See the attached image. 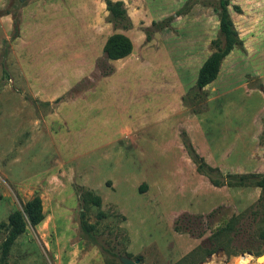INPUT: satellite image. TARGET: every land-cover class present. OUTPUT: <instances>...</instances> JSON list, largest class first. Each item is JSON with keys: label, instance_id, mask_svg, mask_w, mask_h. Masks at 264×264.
<instances>
[{"label": "rangeland", "instance_id": "374dc122", "mask_svg": "<svg viewBox=\"0 0 264 264\" xmlns=\"http://www.w3.org/2000/svg\"><path fill=\"white\" fill-rule=\"evenodd\" d=\"M110 1L127 23L0 0V224L34 196L44 215L5 257L0 227V264H264V0H229L241 45L201 90L217 0Z\"/></svg>", "mask_w": 264, "mask_h": 264}, {"label": "trees", "instance_id": "16d2710c", "mask_svg": "<svg viewBox=\"0 0 264 264\" xmlns=\"http://www.w3.org/2000/svg\"><path fill=\"white\" fill-rule=\"evenodd\" d=\"M106 9L109 12L110 20L116 24L124 25L129 19L126 15L125 10L121 7L120 2H111L105 0ZM218 9L219 25L218 35L212 40L211 48L212 52L205 59L200 66L197 77H196V88L201 90L208 84L212 83L220 70L221 63L225 57L236 47L241 45L238 32L235 30L233 23L230 19L228 12L229 0H217L216 2ZM132 51V44L129 38L122 34L111 35L105 43L104 53L105 58L108 60H119ZM200 169H205L203 164H199ZM208 171V169H207ZM229 183L232 179H237L239 183H243L248 177L253 178V174L250 176L234 177L228 176ZM259 186L264 187V177L261 181L256 182ZM92 202L95 205H99L100 199L93 198ZM44 219L42 212V202L38 196H34L28 200L22 207V209L14 210L7 218V222L0 224V227L5 228L6 237L1 243L2 256L5 257L15 240L22 235L27 228H34L39 225ZM80 230L84 234H90L93 227L89 225L84 219L80 221Z\"/></svg>", "mask_w": 264, "mask_h": 264}, {"label": "water", "instance_id": "95a60500", "mask_svg": "<svg viewBox=\"0 0 264 264\" xmlns=\"http://www.w3.org/2000/svg\"><path fill=\"white\" fill-rule=\"evenodd\" d=\"M26 1H28V0H18L20 5H22ZM262 257H264V253L262 255H260L257 258V260H260ZM119 261H120L121 264H140L139 260H131V259L125 258V257H120Z\"/></svg>", "mask_w": 264, "mask_h": 264}, {"label": "bare ground", "instance_id": "6f19581e", "mask_svg": "<svg viewBox=\"0 0 264 264\" xmlns=\"http://www.w3.org/2000/svg\"><path fill=\"white\" fill-rule=\"evenodd\" d=\"M252 257L248 254V255H246L245 256V258H244V260H250ZM255 260H257L256 258H255ZM264 260V257H262L259 261L261 262V261H263Z\"/></svg>", "mask_w": 264, "mask_h": 264}]
</instances>
